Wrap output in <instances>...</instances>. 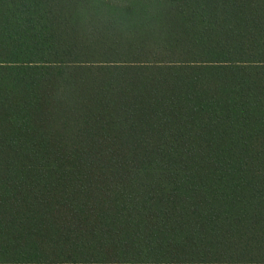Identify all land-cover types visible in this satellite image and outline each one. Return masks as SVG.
Listing matches in <instances>:
<instances>
[{
  "label": "trees",
  "instance_id": "trees-1",
  "mask_svg": "<svg viewBox=\"0 0 264 264\" xmlns=\"http://www.w3.org/2000/svg\"><path fill=\"white\" fill-rule=\"evenodd\" d=\"M0 264H264V0H0Z\"/></svg>",
  "mask_w": 264,
  "mask_h": 264
}]
</instances>
